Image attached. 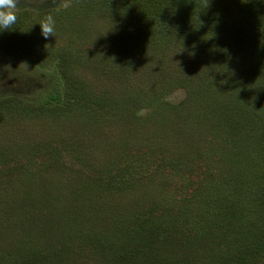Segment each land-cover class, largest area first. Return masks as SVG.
<instances>
[{"label":"rangeland","instance_id":"1","mask_svg":"<svg viewBox=\"0 0 264 264\" xmlns=\"http://www.w3.org/2000/svg\"><path fill=\"white\" fill-rule=\"evenodd\" d=\"M122 1L107 7H84L80 0L16 2V16L28 27L21 28L26 32L21 36L28 37L30 49L27 54L8 41L0 47V100L23 102H5L0 109V264H23L13 256L28 251L60 255L37 264H224L239 252L235 244L226 248L236 234L227 231L232 229L224 216L233 226L237 217L264 229V215L258 214L264 206V92L248 93L232 108L247 87L264 85V44H256L252 20L234 10L236 0H202L199 7L231 12L214 29L184 39L186 49L145 37L132 47L134 55L123 49L99 61L103 56L96 50L110 49L108 37L124 16ZM166 2L179 12L174 0ZM74 6L79 14L63 35L75 41L76 52L85 49L73 64L75 85L94 100L89 107L82 99L75 106L63 103L60 113L37 116L27 103L44 102L64 85L30 56H44L48 42L59 39L54 38L59 14ZM114 8L118 19L110 12ZM48 15L55 29L44 38L39 24ZM16 29L1 33L20 38ZM165 73L181 75L187 88L154 86ZM145 86L157 89L178 112L167 109L154 118V108H136L137 91ZM162 88L166 93L160 94ZM103 93L105 100L99 98ZM221 100L228 110L223 120L216 106ZM214 118L225 126L209 127ZM51 146L85 163L48 161L42 151ZM217 147L222 152L228 147L223 160L215 156ZM201 225L204 238L191 240Z\"/></svg>","mask_w":264,"mask_h":264},{"label":"trees","instance_id":"2","mask_svg":"<svg viewBox=\"0 0 264 264\" xmlns=\"http://www.w3.org/2000/svg\"><path fill=\"white\" fill-rule=\"evenodd\" d=\"M76 1V0H75ZM84 7L90 6V4H99L102 7H107L108 3H110L112 0H80ZM176 5V9H180L178 13L171 12V9L169 8L170 5L166 0H123L121 3V10L123 11L122 18L116 17L114 15V12L117 10L116 8L110 9V12L113 13L114 17L117 19L119 18V22H117L118 27H116V32L113 36L108 37L110 42H112L110 49H106L100 45V48L96 50V53L98 55H102L103 57L99 59V61L104 62L106 57H114L113 53L116 51H122L125 50V55H128V52H130V55H134L136 52L132 50L133 46H138L140 42V38L148 39V41L154 43V39L156 38V43H164V41L169 40V46L172 44H175L178 46V48L183 46L184 49H186L185 46V40L188 39L191 36L196 35H203V33L208 29L212 30L215 28V26L218 24V22H222L224 19L229 17L228 13L231 11H220L217 9V5H210L208 7H199V3H204L202 0H174ZM234 5V10L239 12L241 16H246L248 20L251 21V26L255 29V33L258 36H255L256 38V44H261L264 42H261L260 39L264 40V0H236ZM78 5V4H77ZM141 8V10H140ZM169 8V9H167ZM76 6H74L72 9L67 8L65 11H63L64 14H59L61 17V20L59 21V27L58 30L55 32L54 38L59 39H53L54 42H48V47L45 49L44 56L41 54H38V56L33 58L30 56L32 63L39 67H49V71L53 70L57 74L58 77H60L63 80L64 89L63 91H57L55 94L48 96L44 100V102H38V103H27L28 105L32 106V110H28L29 112L33 114H37V116H40L42 114L52 113L53 115H56L60 113L61 104L64 103V105L68 104L71 105L73 102V106L76 105L75 101H79L80 99L84 100L86 105L91 106L92 100H94V97L92 95H86V89L80 91L77 89L75 85V73H74V66L73 64L76 63V60L78 59L76 54L80 53L82 51V55H85L84 50H79L78 53L76 50H73V44L74 40L72 39H66V36L63 35V33L66 31V29L73 28V20L77 17L79 14V11L77 10ZM140 10V11H139ZM188 11V12H187ZM33 12V11H32ZM81 14V13H80ZM30 16L31 13L28 12V14H25V16ZM232 18V17H231ZM64 20V21H63ZM36 25L39 24V20H36L34 22ZM24 18L21 15H17V20L15 25H13V28H17L16 32L20 30L18 33L20 34V38L18 34L16 33V37L11 36L3 37V33L0 32V47L2 46L5 41H8V44H15L17 48L21 51L26 52L29 54L30 49L28 37H25V39H22L21 34L26 35L25 31H22L21 28H28L26 25L24 27ZM60 29V31H59ZM25 32V33H24ZM70 38V37H69ZM11 40V41H10ZM57 41V42H56ZM24 44V46L22 45ZM142 43V42H141ZM140 43V44H141ZM151 43V44H152ZM20 47V48H19ZM185 52V51H184ZM183 52V53H184ZM264 53V51H262ZM26 54V56H27ZM91 54H95V51H91ZM113 55V56H111ZM177 58V56H175ZM40 61H42L40 63ZM98 61V62H99ZM175 62V60H174ZM41 65V66H40ZM104 67V66H103ZM172 67H176L174 64H172ZM127 68H129L127 66ZM41 70V69H40ZM179 74V70L176 68L173 70ZM244 72V71H243ZM165 76H160V79L154 84L156 86L160 82L163 83L164 87L167 88L168 91L172 89L174 86H182L185 89L187 88V82L184 81V78L180 75L179 78L175 79L172 77H167L169 74H164ZM245 76V73L241 77ZM260 87H264L263 84H258L253 91H250L251 88L247 87L246 93L244 97H241L238 99L237 102H235L232 105V108H239V103L244 102V98L247 97L248 93L252 94L253 96L259 95L262 92H264L263 89H260ZM152 87L145 86L142 89L139 88V91H137L136 98L140 99L138 101V104H136V108L149 106L152 109L154 108L155 114L154 118L159 114V112H163L165 110H169L170 112H173L176 114L178 111L175 109V107H172V105H169L165 101H162L164 97L157 95L156 92H158L157 89H153L154 92H152ZM162 88V89H163ZM82 92V93H81ZM161 93H166L165 90H161ZM106 93L102 94V97H99L100 99L105 100ZM65 96V98H64ZM95 96V95H94ZM101 96V95H100ZM133 97V95H131ZM98 97V96H97ZM96 97V98H97ZM64 98V99H63ZM66 99V100H65ZM6 99L0 100V109H2L3 106H6L7 103L14 102V99ZM16 102V101H15ZM58 104H55V103ZM16 104H23V102H19L17 100ZM55 104L54 107L50 108L51 105ZM217 107L220 108V112L217 114L221 116L222 120L226 117L228 114L227 108L225 109V103L224 100L219 102ZM22 108V107H21ZM199 110V109H198ZM202 109L200 110V112ZM233 111V110H232ZM66 109H62L61 113H65ZM92 117H95L98 119V117L95 114L91 115ZM236 118L240 121V115L235 117L232 120V123L235 122ZM209 127L215 128L217 131L218 129L224 127L225 125L220 122V120L216 121L215 118L213 120H210L207 122ZM225 128L222 130L224 131ZM222 130L220 132H222ZM219 132V133H220ZM235 145L232 147L231 152L233 153ZM217 158H220L219 160H223L224 155L227 152L228 147H224L223 152L222 150H219L221 147H217ZM69 151V150H67ZM232 153H229L232 155ZM43 158L44 155H46L47 160L54 161V160H63V158H73L79 163H85L81 160L79 157H74L71 155L70 151L67 153L64 149H61L59 146H51L50 148L46 149L45 151H42ZM228 154V153H227ZM94 169L93 167H90L89 170ZM119 178H123V174L119 176ZM116 179V177H115ZM113 178V180H115ZM257 201L260 199H257ZM263 203H264V197ZM261 202V203H262ZM237 207V202H236ZM229 207L231 211L234 210V207L232 206H226L228 209ZM260 210L258 211V214L260 216L264 215V206L259 207ZM239 209V208H237ZM229 210V209H228ZM224 220H226L225 225H229L232 229L227 230L229 233L234 232L236 235L235 237H232L233 235H230L228 237V243L226 245L227 250L229 248H232V244L237 245L236 248L239 252L233 251L231 253V257H228L223 262L224 264H259L260 260L264 259V229H261L258 227L259 223L257 222V225H250L246 221L241 222L242 219H237L238 226L234 225L232 223V220L226 216H224ZM204 228L201 225V228L196 233V235H192L191 240H202L204 237L201 236L203 233ZM208 232V231H207ZM197 237V238H196ZM232 249V250H234ZM57 253L53 255H49V253H46V257H41V255L36 254V252H24L21 256H13L19 257L21 260H23V264H37L36 261L43 260V258H47L48 260H54L57 258ZM255 256L253 260L250 262L248 260V257ZM54 258V259H53ZM15 264H19L18 261H15ZM264 264V263H263Z\"/></svg>","mask_w":264,"mask_h":264},{"label":"clouds","instance_id":"3","mask_svg":"<svg viewBox=\"0 0 264 264\" xmlns=\"http://www.w3.org/2000/svg\"><path fill=\"white\" fill-rule=\"evenodd\" d=\"M17 0H0V32L15 25L17 16L15 13ZM41 35L44 38L53 36L55 20L51 15L46 16L39 24Z\"/></svg>","mask_w":264,"mask_h":264}]
</instances>
